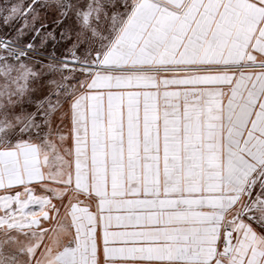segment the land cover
<instances>
[{
    "label": "snow or ice",
    "instance_id": "6c2138e0",
    "mask_svg": "<svg viewBox=\"0 0 264 264\" xmlns=\"http://www.w3.org/2000/svg\"><path fill=\"white\" fill-rule=\"evenodd\" d=\"M0 264H264V0H0Z\"/></svg>",
    "mask_w": 264,
    "mask_h": 264
}]
</instances>
